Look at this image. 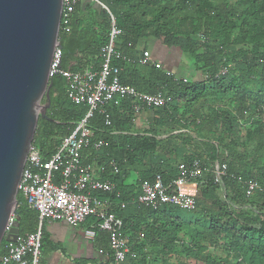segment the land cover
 Returning a JSON list of instances; mask_svg holds the SVG:
<instances>
[{
  "label": "trees",
  "instance_id": "1",
  "mask_svg": "<svg viewBox=\"0 0 264 264\" xmlns=\"http://www.w3.org/2000/svg\"><path fill=\"white\" fill-rule=\"evenodd\" d=\"M100 2L109 12L94 2L82 0L75 9L68 31L60 30V69L79 72L92 68L95 72L100 71L103 63L102 50L109 45L112 25L110 14H112L116 28L120 32L112 44V49L132 61L130 64L121 61L113 63L121 69L122 84L130 85L138 92L150 95L163 90L171 99L164 108L153 110L152 125L159 120L161 127L171 128L170 126L176 125L181 130L189 132L191 131L189 128L197 126L193 104L210 98L223 102L224 98L231 97L236 105L232 110L237 116H233V111L214 108L211 116L198 127L203 139L206 140L212 133L214 125L219 124L220 121L233 126L237 121L245 119L246 114L251 117L259 114L258 120L253 121V124L258 129L264 130L261 121L264 115L262 112L264 109V0H100ZM147 18L150 20L148 21ZM237 27L241 32L236 33L235 36L233 33ZM148 39L155 40L166 51L175 50L178 56L185 57L190 65L188 69L193 75H201V80L186 77L187 83L176 82L175 78L179 76L156 69L152 60L147 66L140 65L139 60L143 56V51L138 53L137 47ZM222 69L227 70L226 75H219ZM133 74L135 79H131ZM180 79L182 80L183 77ZM49 98L50 107L46 113L48 119L39 118L33 141V149L44 161L52 158L62 139L75 130L88 112L86 105L77 106L69 101L67 83L61 75H55L50 79ZM43 103H48L46 98ZM108 112L112 120L110 128L105 127L104 117L100 112L94 113L89 121L93 131L92 142L103 140L106 146L97 152L92 147L84 150V153L90 155V163L96 164L97 171L108 173L106 180L116 187L112 196L104 195L102 198L111 199L112 211L123 220L124 227L120 236L128 241L129 246L134 241L133 238L142 236L144 241L150 242L154 248H161L164 253H168L173 246L165 230H171L172 226L179 224L172 221L168 213L175 211L174 214H179V219L185 220L187 225L193 223V218L188 219V216L180 213L187 211L173 207L166 206L152 210L136 205L134 201L137 195L132 196L122 188L120 170L126 164L129 167L140 166L146 161L152 162L150 171L140 172L137 186L139 187L142 181L151 180L157 173L162 175L164 183L167 184L177 178V165L180 161L189 163L199 159L204 164L207 152L211 153L213 149L194 148L193 142L190 144V141H187L186 145L193 147L192 154L183 157L179 162L171 160L173 165H167L171 169L165 170L161 165L167 160L155 156L158 147L155 148V144H152V150H145L144 144L148 143V140H145L147 134L132 135L135 127L132 123L134 114L130 106L122 103L118 107L108 108ZM176 113L179 117L175 120ZM156 114L158 117L155 116ZM177 151L173 153L175 157ZM136 153L142 155L143 162L137 160L140 159L138 157L136 159ZM116 154L122 155V161L113 158ZM235 160L241 161L234 159L232 162H225L228 165V173L223 181L226 190H235L244 202L253 200L254 207L264 208L262 178L252 173L239 172L234 164ZM115 169H118L117 174ZM59 177L60 173H55V182H58ZM239 178L242 179L241 182ZM204 180V183L198 184L197 197L200 193L205 195L208 191L216 190L213 178L211 180L205 174ZM248 180L257 181L263 189L250 199L244 196L243 183ZM117 195L120 198H117ZM17 202L15 219H19V236L23 239L37 231L38 214L28 207L27 200L20 193L17 195ZM122 205H125L123 209H121ZM126 207L128 210L135 209L136 215L125 217L122 212ZM257 222L259 228H254ZM218 224L216 218V222H213V229L216 232L221 228ZM223 230L228 231L232 236L230 250L239 260V264H264V221L248 219L244 221L239 233H235L233 225L230 226L229 222ZM97 239L108 243L106 234H99ZM195 243L197 244V240ZM7 245L8 243L3 240L0 246V258L5 255ZM163 264H166L164 259Z\"/></svg>",
  "mask_w": 264,
  "mask_h": 264
},
{
  "label": "built area",
  "instance_id": "2",
  "mask_svg": "<svg viewBox=\"0 0 264 264\" xmlns=\"http://www.w3.org/2000/svg\"><path fill=\"white\" fill-rule=\"evenodd\" d=\"M82 0H63L60 30L68 31L69 24L75 9ZM108 9L100 0H89ZM109 12V11H108ZM112 21L109 45L102 50L103 63L100 71L92 68L79 72L60 69L61 50L56 48L50 71V79L61 75L67 83V97L77 106L86 105L88 112L70 135L64 137L56 153L49 161H44L32 148L28 155L18 193L26 200L28 207L38 214V229L34 234L8 243L5 255L0 258V264H41L42 226L46 221L64 223L69 227L85 225V237L91 241L97 240L99 234L108 237L107 250H101L110 264H125L130 253L128 241L120 236L123 229V220L112 211V202L109 198L116 190L113 183L101 181L96 177V168L82 163V153L92 147L100 151L106 146L105 141H93V131L89 121L94 113L100 112L104 117L106 128L112 126L110 107H118L122 103L130 106L134 116L146 110L161 109L170 103L171 99L163 90L150 95L138 92L130 85L121 82V69L114 66V61L130 64L131 59L115 52L112 44L119 31L115 25V18L110 14ZM151 62L150 55L145 52L139 64L147 66ZM155 68L163 70L155 62ZM222 69L219 75H226ZM172 75V74H170ZM176 82L187 80L180 77ZM237 113L234 112V115ZM55 173H60L58 182H55ZM118 169H115V174ZM178 176L170 183L165 184L160 173L151 180L142 181L139 193L134 201L136 205L145 206L152 210L162 207H173L181 211L194 212L197 209V192L199 182L204 183L206 168L201 160L194 159L189 163L181 161L177 165ZM228 173V165L222 162L215 168L213 183L224 185V178ZM240 182L241 178L238 179ZM244 184V196L250 199L257 192H261L262 185L255 180H248ZM117 198H120L117 195ZM125 205L121 206L123 209ZM11 227V224L9 225Z\"/></svg>",
  "mask_w": 264,
  "mask_h": 264
},
{
  "label": "rangeland",
  "instance_id": "3",
  "mask_svg": "<svg viewBox=\"0 0 264 264\" xmlns=\"http://www.w3.org/2000/svg\"><path fill=\"white\" fill-rule=\"evenodd\" d=\"M147 20L149 21L150 18H147ZM240 32L239 27H237L233 34L236 36V33L240 34ZM189 66L184 57L181 66L175 72H178L179 75H186V72L190 73L188 71ZM223 100V102H218L214 101L213 98L202 99L193 104L197 126L189 128L191 129L189 132L181 130L176 125L170 126L171 128L161 127L159 120L156 118L158 117L157 114L155 118L158 122L152 125L151 120L154 119L153 110L155 109L146 110L142 114L134 116L133 121L135 123H132L135 124V128L132 135L142 136L147 134L145 140L147 139L148 143L144 144L145 150H152V144H155V148L158 147L155 156H162L167 159L165 164L161 165L162 168L166 167L169 161L175 160L177 157L173 153L181 149L182 146H186L187 141H190V144L193 142L194 148L204 150L205 147H208L213 149V152H207L208 155L205 156L204 161L206 174L211 180L215 168L219 164L241 159V161H234L237 170L241 173H252V175L262 178L264 187V130L258 129L253 124V121L258 120L259 114L256 117L246 114L245 119L237 121L233 126L220 121L219 124L214 125L212 133L207 136L206 140L198 132V127L211 116L214 108L234 112L232 109L236 105L233 99L227 97ZM228 101L232 102L229 103ZM262 112L264 113V109ZM233 116L236 117L237 115L235 116L233 113ZM178 117L179 115L176 113L174 119L176 120ZM261 121L264 124V115ZM137 157L140 159H137ZM141 157L140 153H136V159L143 162ZM179 160L175 161L179 162ZM135 166L140 167L139 165ZM214 187L216 190L212 189L213 192L208 191L205 195L201 193L198 195L197 202L199 206L195 212H180L188 216V219L193 218L191 225H187L185 220L179 219L180 215L174 214L175 211L168 213L171 220L179 224L172 226L171 230H165V234L167 233L170 236L172 250L164 253L159 248L158 253H160L166 264H239V260L233 256L230 250L232 236L223 229L226 227V223L230 222V226L233 225L235 233H239L244 221L248 219L264 221V208L254 207L253 200L252 202H244L238 192L226 190L225 185H214ZM216 218L217 223L219 222L218 227H221L217 232L213 229V222H216ZM254 228H259V222L254 225ZM196 240L197 244L195 243Z\"/></svg>",
  "mask_w": 264,
  "mask_h": 264
},
{
  "label": "water",
  "instance_id": "4",
  "mask_svg": "<svg viewBox=\"0 0 264 264\" xmlns=\"http://www.w3.org/2000/svg\"><path fill=\"white\" fill-rule=\"evenodd\" d=\"M62 6L63 0H0V246L20 238L18 186L39 118L48 119Z\"/></svg>",
  "mask_w": 264,
  "mask_h": 264
},
{
  "label": "crops",
  "instance_id": "5",
  "mask_svg": "<svg viewBox=\"0 0 264 264\" xmlns=\"http://www.w3.org/2000/svg\"><path fill=\"white\" fill-rule=\"evenodd\" d=\"M143 54L147 52L151 60L159 63L164 73H170L179 77H190L197 81L201 80V75H193L186 72V75H179L178 70L181 66L183 57L178 56L176 51H166L153 39H148L146 42H141L137 47V52ZM131 76V75H130ZM135 75L131 76V79H135ZM147 114V113H146ZM153 123V118L151 120ZM133 123H135L133 121ZM135 126V124H134ZM193 152L192 146H182L176 153V159L179 160L187 155H191ZM82 162L89 166H96L95 163H90V155L88 153H82ZM121 154L113 156L117 161L122 160ZM182 156V157H181ZM162 157V156H161ZM167 160V159H166ZM180 161V160H179ZM181 162V161H180ZM125 163V162H124ZM165 163H162L164 165ZM169 166L173 164L168 162ZM153 163L146 161L144 164L138 166H129L126 164L124 168L120 170V183L122 188L131 193L132 196L138 195L139 187L137 182L139 180V174L142 171H150ZM162 167V166H161ZM165 170H170V167H163ZM96 177L107 181L108 173H102L97 171ZM135 209L128 210L127 207L123 211L125 217L135 216ZM86 226L80 225L78 227H69L64 223L46 221L42 226L43 247H41V264H110L108 258L103 254H100L101 250H107L108 243H104L102 240L91 241L85 237ZM134 241L130 245V253L126 258L125 264H163V258L160 255L159 248H154L148 241H144L142 236L139 238H133ZM107 242V241H106ZM155 260V261H154Z\"/></svg>",
  "mask_w": 264,
  "mask_h": 264
}]
</instances>
